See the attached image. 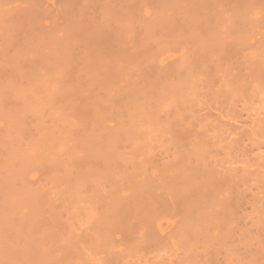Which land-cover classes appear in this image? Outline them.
Listing matches in <instances>:
<instances>
[{"label":"rangeland","instance_id":"1","mask_svg":"<svg viewBox=\"0 0 264 264\" xmlns=\"http://www.w3.org/2000/svg\"><path fill=\"white\" fill-rule=\"evenodd\" d=\"M263 5L0 0V264H264V130L251 129L264 85L231 101L249 130L238 146L185 120L180 143L173 120L185 98L202 102L183 103L187 119L206 103L192 61L202 40L264 60ZM87 24L99 34L83 36ZM96 46L113 61L97 63ZM202 157L217 186H200Z\"/></svg>","mask_w":264,"mask_h":264},{"label":"bare ground","instance_id":"2","mask_svg":"<svg viewBox=\"0 0 264 264\" xmlns=\"http://www.w3.org/2000/svg\"><path fill=\"white\" fill-rule=\"evenodd\" d=\"M146 2H144V0H143V4H145V3H147L149 0H145ZM161 2H159V4H160ZM163 3H161L160 4V6L162 7V6H164V5H162ZM129 6V5H128ZM264 6V5H263ZM101 13V12H100ZM99 16L98 17H102V15L101 14H99V12L97 13ZM96 14V15H97ZM104 15V17H105V14H103ZM107 15H110V12H109V14H108V12H107ZM107 15H106V17L104 18L103 17V21L105 20V21H109V18L106 20V18H107ZM97 17V18H98ZM108 17H110V16H108ZM180 18V17H179ZM99 19V18H98ZM100 19H102V18H100ZM164 19V18H163ZM166 19V18H165ZM111 20V19H110ZM112 20H113V18H112ZM116 20H117V18H116ZM161 20V19H160ZM178 20V19H177ZM176 20V22H178V21H181V23H182V20H178L177 21ZM91 21V20H90ZM94 21V20H93ZM102 21V20H101ZM102 21V22H103ZM163 21V20H162ZM160 22L159 21V23H156L157 25L156 26H159V24L160 23H162L163 25L165 24V22H167V24H170V23H168V22H170V21H167V20H164L163 22ZM99 22V21H98ZM97 22V23H98ZM113 22H115V19H114V21ZM117 22V21H116ZM96 23V21H95V24H97ZM99 24V26H100V24L101 25H104V24H102L101 22H99L98 23ZM179 25H180V22L178 23ZM166 25V24H165ZM82 26H86L85 28L83 27V29L81 28V33H82V35L83 36H87V37H91V35H92V33H96L97 32V30H94L95 29V27H92V25H90V24H87V25H82ZM94 26V25H93ZM162 25H160V27H161ZM102 27V26H101ZM162 27H164V26H162ZM93 28V29H92ZM165 28V27H164ZM164 28H162V29H164ZM167 28V27H166ZM98 29V28H97ZM165 31L167 30V29H164ZM92 31H94V32H92ZM114 32H115V29H114V31H113V34H114ZM73 33V32H72ZM76 33V32H75ZM75 33H73V34H75ZM78 33V32H77ZM76 33V34H77ZM97 34H99V32H97ZM82 35H80L79 34V36H81L80 38L81 39H83L82 38ZM96 34H94V35H92V36H95ZM75 37H76V35H74ZM78 37V36H77ZM87 37H85V38H87ZM105 37V36H104ZM96 40H97V38H95ZM94 39V40H95ZM193 39V41L195 42V41H197V40H194L195 38L193 37L192 38ZM198 39V38H197ZM80 40V39H79ZM78 40V41H79ZM87 41V43H88V38L86 39ZM92 41V42H94V43H96L97 44V41ZM208 40H213L212 38H209V39H207V41ZM82 41H85V39H83ZM107 41H108V39H107ZM111 41V40H110ZM199 41H201V40H199ZM198 41V42H199ZM206 42V40L204 39V40H202L201 42L203 43V42ZM80 42V41H79ZM101 42H102V40H101ZM197 42V43H198ZM201 42L200 43H198L200 46H198V44L196 43V48H197V46H198V48L196 49V50H198L200 47H203V49L200 51V49H199V51H196V50H194L195 52H194V54L192 55L193 57H192V61H193V63H194V65L198 68V74L197 75H201V78H205L206 80L207 79H209V80H202L203 82H201V83H203L202 84V86H204L206 89L204 90V98H205V100L206 101H204V102H206V103H204L203 104V106L201 107L200 106V109H198L200 112H198L197 114L196 113H194L193 114V112H196L195 110L197 109V108H199V107H197L198 105H200V100L198 99V101H197V99H196V101L197 102H199V104L197 103V102H195V103H197V106H195V105H193V104H195L194 103V100L193 99H190L191 101H189V100H187L186 98H185V102H178L177 103V101H176V105L178 104V105H180L181 104V106H183V103H186V104H184V106H189V103L190 102H192L193 104H192V107L193 106H195L196 107V109H195V107H194V109L195 110H193V112H192V110L190 111V109H193L192 107L191 108H187L188 109V111L187 110H185V112H192L191 113V115H189L190 114V112H189V114H188V116L190 117H188V119H187V117L185 118L184 116H182L181 114L184 112V109H185V107L183 108V112H180L181 110H179L180 108H181V106L179 107V109H177V110H179V112L176 110V112L178 113H176V112H174L173 113V115H175V117L176 118H174L173 120H174V123L176 124V121H177V123L178 124H176L178 127H174L175 126V124L173 123V121L171 122V124H170V126L169 127H171L173 124H174V128H179V129H181V130H178L179 132L181 131H183V129H184V131L186 130L187 131V133L189 132L188 131V129L189 128H191V127H193L194 128V126H199V125H201V126H203V128L201 127V128H199L198 126V128L199 129H201L202 131H204V128L206 127V130H210V129H214L213 131H216L214 134H216V135H213L214 137H215V139L217 138H219V140L222 138V137H226V138H228V137H230V136H228V135H231V137H230V139H228V142H229V140L231 141V140H235V143H236V146H238L239 144H237V143H240V144H242V141H243V139L245 140V139H248V138H246V137H244L245 136V131H247V128L245 129L244 128V125H242V127L240 126V124L237 122V118H239L240 116H237V118L235 119V121H233L234 120V116H236V114L238 113L237 111H236V105L234 104V103H232L231 101L234 99V101L233 102H235L236 103V101L238 100V101H240L239 99H244L245 97V99H247V96H248V98H250V100H251V97H252V99H254V97L252 96L253 94L254 95H258L259 93H260V90L262 89V91H263V87L262 88H260V90L259 91H257L256 92V94L255 93H252V95H251V92H255L256 91V89L255 88H257L258 87V85H261V86H263L264 84H262V83H264V60L263 59H260V58H255V57H246L243 53H241L237 48H235V49H232V46L233 45H228L227 43H217V44H210L209 46H204V43H203V46H201L202 44H201ZM209 42V41H208ZM84 44V46H86V48H87V45H86V43L85 42H83ZM90 43V42H89ZM107 43H109V45L111 46V43L110 42H107ZM95 44V45H96ZM98 44H102V43H100V40H99V43ZM97 44V45H98ZM193 44V46H194V43H192ZM206 44V43H205ZM90 45V44H89ZM88 45V46H89ZM91 45H92V43H91ZM94 45V44H93ZM94 45V46H95ZM115 45H116V42H115V44H114V49L116 50V48H115ZM213 45H215L216 46V48H214L213 47ZM83 46V47H84ZM100 46V45H99ZM105 46V45H104ZM108 46V45H107ZM107 46H105V47H107ZM117 46H118V44H117ZM116 46V47H117ZM212 46V47H211ZM90 47H92V46H90ZM204 47H205V49H204ZM207 47H209L210 49H212V50H208V48ZM93 48V47H92ZM95 48V47H94ZM96 48H98V49H96ZM96 48L94 49L95 51H97L96 52V59L94 58V60H96V62L98 63V61H102L103 59H107L108 58V56L111 58H108L107 60H112L113 61V59H114V53L113 52H115V51H113L112 53H113V55L111 54V51H109V48L110 47H108V49H106V48H104V47H100V49H99V47H97L96 46ZM111 48H112V46H111ZM118 48V47H117ZM114 49H112V50H114ZM120 49V48H119ZM111 50V49H110ZM95 51H94V53H95ZM117 51H119V50H117ZM121 51V50H120ZM116 53V52H115ZM120 53H122V51L120 52ZM88 54V53H87ZM90 54V53H89ZM118 54V53H117ZM91 55H93V54H91ZM113 57H112V56ZM119 55V54H118ZM94 56V55H93ZM115 56H116V54H115ZM91 57V56H90ZM150 57H152V56H150ZM113 58V59H112ZM115 58H118L119 59V57L117 56V57H115ZM122 58V57H121ZM117 60V59H116ZM120 60V59H119ZM118 61V60H117ZM116 62V61H115ZM114 62V63H115ZM105 63V62H104ZM101 64V63H100ZM106 64H108L109 65V61H107V63ZM102 66V65H101ZM104 66H106V65H104ZM150 68H151V66H150ZM199 70H200V73H199ZM217 73V78L219 79V81H218V84L216 85V86H213V84H212V81L215 79V75L213 74V73ZM209 75H211V76H209ZM207 76V77H206ZM209 77V78H208ZM201 80H199V81H201ZM208 81H210V83L208 82ZM260 86V87H261ZM161 88V87H160ZM165 87H163V89H164ZM157 90H160V89H157ZM162 90V89H161ZM254 90V91H253ZM257 90H258V88H257ZM175 91V94L176 93H178V92H182V89H178V92H176V90H174ZM173 90H172V92H174ZM249 91V92H248ZM251 91V92H250ZM153 92V91H152ZM164 92V91H163ZM180 92V93H181ZM184 92V94H186V92L185 91H183ZM157 93V92H156ZM248 93V95H246ZM168 94H172L171 93V91H170V93H168ZM182 94V93H181ZM183 94V95H184ZM164 95H165V93H164ZM172 95H174V93L172 94ZM177 95V94H176ZM236 95H238L237 97H236V99L237 100H235V96ZM244 95H245V97H244ZM251 97H250V96ZM185 96V95H184ZM184 96H181V97H184ZM177 97L179 98V96L177 95ZM176 97V98H177ZM244 97V98H243ZM258 97V96H257ZM175 97H174V99L175 100H177ZM188 98V97H187ZM189 99V98H188ZM189 101V103L187 102V101ZM202 100V99H201ZM248 101H249V99H248ZM243 102V101H242ZM246 102L247 101H245V102H243V103H245L246 104ZM251 103H252V101H250ZM188 103V104H187ZM202 103V102H201ZM240 103H241V101H240ZM243 103H242V110L243 109H245L246 108V106H245V108H244V106H243ZM191 104V103H190ZM190 107V106H189ZM177 108V107H176ZM213 108V109H212ZM238 108V107H237ZM240 108V109H241ZM182 109V108H181ZM215 109V113L213 112V110ZM201 111H202V113H201ZM211 111L213 112V114L211 113ZM180 113V114H179ZM218 114L219 115V117L221 116V119H219V118H216L217 116H214L215 114ZM227 113V114H226ZM171 114V113H170ZM199 114H200V117H199ZM221 114H223L224 116H227V118H228V115H233L232 117H233V119L232 118H230L233 122H235V123H237V125L239 124V127H236L237 125H234V124H232L233 122H228V120L226 121L225 120V118L223 119L222 117V115ZM167 115V114H166ZM165 115V116H166ZM173 115H171V117H173ZM183 115H184V113H183ZM185 115H187V113L185 114ZM192 115H194V117H195V123L194 122H192L190 119H192L191 118V116ZM154 116V115H153ZM156 116V115H155ZM197 116L199 117V118H197ZM259 116V115H258ZM167 118H168V115L166 116ZM179 117V118H178ZM185 119H184V118ZM193 117V116H192ZM194 117H193V119H194ZM257 117V116H256ZM154 118V117H153ZM159 118V117H158ZM166 118V119H167ZM243 118V117H242ZM160 119V118H159ZM223 119V122L221 121ZM229 119V121H231ZM253 119H255V118H253ZM252 119V120H253ZM264 118L263 117H261L260 118V116L258 117V119H255L254 121H252L253 122V125L251 126V129H252V127H254L255 128V130L256 131H258L259 132V130L261 129V130H264V120H263ZM153 120V119H152ZM156 120V119H155ZM154 120V121H155ZM163 120V119H162ZM182 120H185L184 122H185V124H184V122L182 121ZM187 120L189 121V122H187ZM239 120V119H238ZM160 121V120H159ZM158 121V122H159ZM166 121V120H165ZM164 121V122H165ZM190 121H191V123H190ZM197 121V122H196ZM202 121L204 122V123H202ZM224 121H226V122H224ZM240 122L242 121L243 123H244V121L243 120H239ZM157 122V123H158ZM163 122V123H164ZM200 122V123H199ZM251 121H250V123H252ZM173 123V124H172ZM181 123V124H180ZM182 123L184 124V126H188V125H190V124H194L193 126H191V127H187L188 129H186V127H184L183 125H182ZM189 123V124H188ZM198 123V124H197ZM165 124H166V122H165ZM179 124H180V126H179ZM196 124V125H195ZM181 125L183 126V127H181ZM249 126H250V124H249ZM197 127H195V128H197ZM208 127H210V129L208 128ZM183 128V129H182ZM193 128H191V130L193 129ZM197 128V129H198ZM245 130H244V129ZM254 128H253V130H254ZM257 128H259V130L257 129ZM243 129V130H242ZM174 130V132H178V131H175V129H173ZM177 130V129H176ZM190 130V129H189ZM201 130H198V131H200L201 132ZM252 130V131H253ZM254 130V132L256 133V131ZM183 131V132H184ZM186 131L184 132V133H186ZM249 131V130H248ZM247 131V132H248ZM252 131H250L251 133H252ZM181 132L180 133H178V135H180L181 134ZM182 132V136L180 135L179 137H177V134L176 133H174V135L176 134V137L177 138H179L178 140H180L181 142L180 143H182V140L184 141V133ZM206 132H208V131H206ZM212 132V131H211ZM218 132V133H217ZM249 132V134H251ZM254 132H253V134H254ZM257 132V133H258ZM260 132H262V131H260ZM264 132V131H263ZM262 132V133H263ZM200 134V133H199ZM212 134H213V132H212ZM217 134H219V135H217ZM228 136H226V135ZM261 134V133H260ZM187 135V136H186ZM232 135H234V137H232ZM246 135H248L247 133H246ZM259 135V134H258ZM264 135V134H263ZM213 136L211 135V137L213 138ZM221 138H220V137ZM251 136H252V134H251ZM183 139H182V138ZM187 137V138H186ZM189 137H190V133H189ZM188 137V134H185V140L186 139H188L189 138ZM210 137V139H212ZM244 137V138H243ZM181 138V139H180ZM226 138H222V143L223 142H226L227 141V139ZM233 138H235V139H233ZM214 139V140H215ZM217 139L215 140L216 141V143L218 142L219 143V140L217 141ZM224 139H225V141H224ZM213 139H212V141L215 143V141H214ZM242 140V141H241ZM238 141V142H237ZM241 141V142H240ZM179 142V141H178ZM227 142V143H228ZM244 142V141H243ZM221 143V142H220ZM227 143L225 144V143H223V144H225V146L227 145ZM230 143V142H229ZM223 144H220V145H223ZM228 145H233L232 143L231 144H228ZM227 145V146H228ZM235 146V145H234ZM222 147V146H221ZM224 147V146H223ZM203 158V160H204V157H202ZM202 158L200 159V160H202ZM206 161L204 160V162L201 164V166L199 167L198 165V168H200V171H199V173L198 174H196V177L198 176H200L201 177V179H200V177L198 178V179H200V186H201V184H203L202 186H204V188H209V187H214V184L215 183H217L218 184V181L219 180H223V177L221 178V177H219V176H217V174H218V172H215L213 169H212V167H210V164L208 163V162H206ZM207 164V165H206ZM189 166V165H188ZM193 166V165H192ZM192 166H190V167H192ZM203 166V167H202ZM209 166V167H208ZM196 167V166H195ZM202 167V168H201ZM193 170H195L194 168H192ZM198 171V170H197ZM234 171V170H233ZM194 172V171H193ZM197 173V172H196ZM217 173V174H216ZM195 174V173H194ZM193 177H195V176H193ZM195 177V178H196ZM229 178V177H228ZM201 181H204L203 183L201 182ZM208 181V182H207ZM209 182L212 184H209ZM204 183H207L206 185L204 184ZM209 184V187L207 186ZM211 185V186H210ZM216 185V184H215ZM206 186V187H205ZM217 186V185H216ZM215 186V187H216ZM211 187V188H212ZM196 200V199H195ZM195 200H193L194 202V204H195V202L197 201H195ZM187 202V201H186ZM189 202H191V201H189ZM199 202V201H198ZM188 203V202H187ZM200 203V202H199ZM189 204V203H188ZM192 204V203H191ZM193 204V205H194ZM196 204H198V203H196ZM195 204V205H196ZM190 207V206H189ZM194 207V206H193ZM192 207V205H191V207H190V209L192 208L193 209V211L192 210H190L191 211V213L192 214H194L195 215V208H193ZM197 207V206H196ZM189 210V209H188ZM197 210V209H196ZM194 212V213H193ZM187 215H188V213H187ZM191 215V214H190ZM190 215H188V216H190ZM192 216V215H191ZM199 221V220H198ZM199 223V222H198Z\"/></svg>","mask_w":264,"mask_h":264}]
</instances>
